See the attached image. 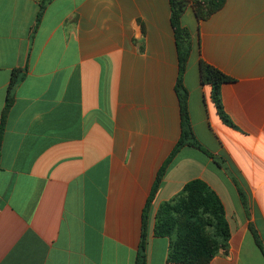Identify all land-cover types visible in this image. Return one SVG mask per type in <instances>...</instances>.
I'll return each mask as SVG.
<instances>
[{
    "label": "crops",
    "instance_id": "crops-1",
    "mask_svg": "<svg viewBox=\"0 0 264 264\" xmlns=\"http://www.w3.org/2000/svg\"><path fill=\"white\" fill-rule=\"evenodd\" d=\"M41 2L0 0V124L13 71L29 67L0 151V264H136L150 193L182 137L170 0H51L35 31ZM192 8L189 115L222 166L190 146L173 158L147 219L148 264H174L155 215L200 179L231 231L210 264H264V0H226L201 22ZM200 61L232 78L231 126Z\"/></svg>",
    "mask_w": 264,
    "mask_h": 264
},
{
    "label": "trees",
    "instance_id": "trees-1",
    "mask_svg": "<svg viewBox=\"0 0 264 264\" xmlns=\"http://www.w3.org/2000/svg\"><path fill=\"white\" fill-rule=\"evenodd\" d=\"M51 0H42L37 16L35 31L41 23L47 5ZM172 7L171 22L175 32L178 48L179 75L176 83V93L180 101L182 116V137L170 157L159 170L150 198L144 210L143 232L136 264H148L147 229L149 212L158 192L160 183L167 171V166L173 158L186 146L199 149L216 164L222 166L221 161L198 141L193 130L190 111V94L185 86V74L188 61L193 50V40L190 30L182 25L185 8L191 5L199 22L205 21L222 9L226 0H170ZM201 80L212 89V99L218 113L225 124L233 125L225 114L221 101V88L230 83L232 78L215 68L200 61ZM28 65L15 69L9 86V95L3 110L0 124V151L4 140L6 119L9 110L15 101V91L28 73ZM240 190V195L245 203V195ZM154 236L169 238L170 247L167 261L174 264H210L221 250L227 251L231 237L230 226L226 219L224 205L216 193L201 179L189 182L182 193L170 202L160 206L155 215ZM256 243L264 253L263 246L258 238Z\"/></svg>",
    "mask_w": 264,
    "mask_h": 264
},
{
    "label": "rangeland",
    "instance_id": "rangeland-1",
    "mask_svg": "<svg viewBox=\"0 0 264 264\" xmlns=\"http://www.w3.org/2000/svg\"><path fill=\"white\" fill-rule=\"evenodd\" d=\"M199 133H200V132H199ZM200 136H201V134H200ZM201 138L204 139L203 137H201ZM204 147L206 148L207 151L210 152L209 148H207L206 146H204Z\"/></svg>",
    "mask_w": 264,
    "mask_h": 264
},
{
    "label": "built area",
    "instance_id": "built-area-1",
    "mask_svg": "<svg viewBox=\"0 0 264 264\" xmlns=\"http://www.w3.org/2000/svg\"><path fill=\"white\" fill-rule=\"evenodd\" d=\"M0 215H1V210H0Z\"/></svg>",
    "mask_w": 264,
    "mask_h": 264
}]
</instances>
